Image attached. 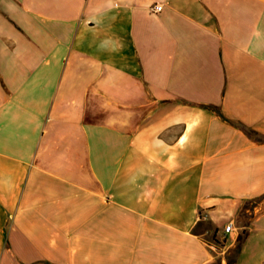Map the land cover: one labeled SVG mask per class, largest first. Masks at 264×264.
Here are the masks:
<instances>
[{
    "label": "crops",
    "instance_id": "0c3cea01",
    "mask_svg": "<svg viewBox=\"0 0 264 264\" xmlns=\"http://www.w3.org/2000/svg\"><path fill=\"white\" fill-rule=\"evenodd\" d=\"M0 264H264V0H0Z\"/></svg>",
    "mask_w": 264,
    "mask_h": 264
},
{
    "label": "built area",
    "instance_id": "2783aa9c",
    "mask_svg": "<svg viewBox=\"0 0 264 264\" xmlns=\"http://www.w3.org/2000/svg\"><path fill=\"white\" fill-rule=\"evenodd\" d=\"M163 9L162 5H154L151 10L155 13H159L161 12ZM234 230V225L233 223L228 224L225 229H224V236H227L228 234H230L232 231Z\"/></svg>",
    "mask_w": 264,
    "mask_h": 264
},
{
    "label": "trees",
    "instance_id": "16d2710c",
    "mask_svg": "<svg viewBox=\"0 0 264 264\" xmlns=\"http://www.w3.org/2000/svg\"><path fill=\"white\" fill-rule=\"evenodd\" d=\"M241 240H242V239H241ZM241 244H242V243L240 242V247H241Z\"/></svg>",
    "mask_w": 264,
    "mask_h": 264
}]
</instances>
